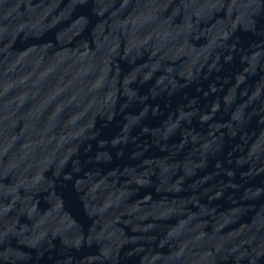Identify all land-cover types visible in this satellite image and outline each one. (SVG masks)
<instances>
[{
    "label": "water",
    "instance_id": "obj_1",
    "mask_svg": "<svg viewBox=\"0 0 264 264\" xmlns=\"http://www.w3.org/2000/svg\"><path fill=\"white\" fill-rule=\"evenodd\" d=\"M0 264H264V0H0Z\"/></svg>",
    "mask_w": 264,
    "mask_h": 264
}]
</instances>
